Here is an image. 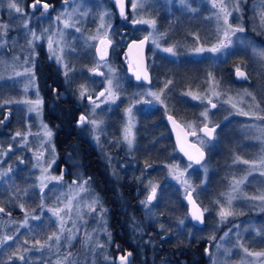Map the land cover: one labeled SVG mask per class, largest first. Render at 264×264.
<instances>
[{"label":"rangeland","instance_id":"1","mask_svg":"<svg viewBox=\"0 0 264 264\" xmlns=\"http://www.w3.org/2000/svg\"><path fill=\"white\" fill-rule=\"evenodd\" d=\"M109 1L69 0L60 15L63 20L59 19L57 28H54L51 49L49 48L51 39L43 38L41 42L37 39L41 33L34 32L38 35L35 38L37 47L43 43L47 51L46 56L61 73L68 71L67 60L78 62L84 57L94 62V48L98 40L109 39L110 34L114 35L111 24L114 14ZM125 1L128 3L129 21H125L124 16L118 18L122 22H127L126 25L132 28L133 36L147 38L149 71L154 74H165L172 80L156 78L152 86L138 91L141 94L134 96L130 101L131 113L129 114V109L124 111V123L119 140V146L124 147V155L131 154L136 144L135 110L143 106L145 101H149L160 109L161 118L164 119L172 114V106L178 104L175 94L180 92L179 87L183 83L190 85L194 83V86H198L197 88L188 89L178 95H184L192 104L200 106L198 119L187 124L180 123L187 132L197 134L199 128L205 125L215 128V138L212 142L199 135L193 139V142L206 154L217 151V162H219L217 166L207 161L198 167L186 162L164 164L160 167L162 175L159 180L157 175L156 179L150 177L142 183L137 182L143 188L137 203L143 214L137 216L139 219L132 214L128 216L133 228H138L137 231L141 232L142 229L152 227L151 229L159 232L160 235L167 233L171 235L168 228L176 229L178 234L175 240L189 249L192 248L191 241L204 242L203 250H207L205 264H264V256L248 254L264 252V200L252 199L264 196V163H261L264 159V119L258 118L264 117V59L257 55L258 50L264 49V26H261L260 20V14L264 11V0H223L227 12L231 13L228 16V23L233 28L243 27L244 31L231 35V45L219 52H212L210 49L218 47L219 42L224 40L223 33L226 25L224 13L221 12L220 7H213L214 0H184L183 3L181 0ZM134 2L143 4V7L134 10L132 7ZM215 2L220 4V0ZM89 17H95L96 27L86 36H82L84 53H74L76 45H73L71 40L69 42L67 32H71L73 26L80 22L87 27ZM65 21L69 23V27H65ZM137 21H148V23ZM151 21H155V24L153 25ZM75 29L77 30V25ZM124 42L125 37H120L117 45H122ZM169 47L173 48L175 55L164 51ZM197 48L205 50L197 52L195 51ZM13 50L15 56L0 57V78L19 79L17 81L22 95L17 101L5 106L26 110L27 115L35 118L40 132L37 134L26 132L19 136L18 148L30 162L24 161L26 165L21 166L23 172L21 171L22 174L18 178L15 176L9 179L10 174L15 173L16 168L13 169V166L1 168L0 185L3 183L1 189L4 191L17 190V184L29 181L23 173L33 172L37 175V188L42 195L49 184L53 185V208L49 214L57 227L55 234L60 239L58 242L55 238L45 240V235L41 236L38 233L40 228H31L43 214H39V217L30 214L26 206L27 196L32 190L30 185L26 186L27 188L21 187L20 190H23L24 196L22 200H18L17 210L23 211L22 216L18 214V219L12 217L0 219V244H6L8 247L4 252L0 251V264H6L2 256L10 250L21 251L23 259H20V256L17 259L18 264H57L58 261H62L63 264H111L107 251L112 236L107 206L103 204L100 197L89 190L82 191L80 187L79 189L69 187L66 191L59 190L56 181L50 175L55 150L49 142L42 122V98L35 89V80L32 75L31 60L36 50L29 46L25 47L23 44L21 47L15 44ZM57 57L60 59L58 60ZM107 67V64L95 63L93 68L85 70L91 84L96 81L95 78H98L93 74L94 70L102 73L101 80L104 79L102 82L107 93L102 105L121 99L118 90L123 84V75ZM237 68L248 75L251 85L249 83L248 87L242 86L233 90L227 86L226 80L229 70L231 69L233 74ZM189 84L185 87L189 88ZM202 84L204 87L200 89ZM85 90L83 97L93 94L88 86ZM246 91L252 95H245ZM193 96L199 98L194 99ZM37 100L40 101L38 105L33 103ZM212 104L216 107L213 108ZM89 109L92 112L96 110L99 116V122L92 123L94 130L88 132L92 138L90 140L102 148L104 145L101 142L105 140L104 119L108 118L107 110L110 109V105L107 109L102 107ZM241 110L249 114L242 115ZM205 112L207 117L202 115ZM226 120L228 121L220 134L219 126ZM126 135L132 139L131 145L125 139ZM219 139L221 141L214 144ZM150 148H152L151 142ZM156 151L154 149V153ZM166 152L163 148L162 153L165 156ZM145 155L148 159H153L155 156L148 150ZM227 155L230 163L226 158ZM102 156L106 157L103 149ZM228 163L229 165L226 166ZM110 172H113V168ZM25 184L28 183L25 182ZM153 188H155V198L148 204L147 197L152 193ZM188 192L201 207L204 216L203 225L201 229H197V232L195 230L196 233L186 224L189 221L187 213L181 216L176 212L181 209L179 202L184 203ZM229 196L233 198L230 205L233 215L221 218L219 214L221 208L229 207ZM93 200L96 201L93 205L95 211L88 207ZM168 209L175 210L166 216L171 223L161 221L158 216L166 214ZM55 210H61L59 216L53 214ZM19 235H24L26 239ZM34 235L40 236L43 242L39 238L33 240ZM16 236L18 237L15 239ZM80 239L85 245L81 252H79L81 245L77 242ZM206 244H209L208 248ZM103 251L104 254H102ZM98 254L103 255L101 263L97 261Z\"/></svg>","mask_w":264,"mask_h":264},{"label":"flooded vegetation","instance_id":"2","mask_svg":"<svg viewBox=\"0 0 264 264\" xmlns=\"http://www.w3.org/2000/svg\"><path fill=\"white\" fill-rule=\"evenodd\" d=\"M15 2L21 8V12H16L10 8L8 6L9 0H0V57L10 58L12 55L15 56L13 50L15 44L19 47L23 44L25 47L29 46L36 50V54L31 60L32 75L35 80V89L42 98V122L45 130L52 133L51 137H48L55 150L51 177L56 181L59 190L66 191L69 190V187L79 189L83 186L87 191H91L100 198L103 194L112 196L115 198V202L119 201L120 198H124L122 200L127 201V204L123 205L122 208H126V211H134L136 217L141 216L143 212L139 210L137 203L143 188L137 182L142 183L150 177L156 179L157 175L159 176L157 180H159L162 175L160 172L161 165L184 160L177 152L165 118H161L160 109L155 104L145 101L143 106L135 110L136 144L128 156L123 153L124 147L119 146L121 128L124 123V111L132 109L129 104L134 96L137 97L141 94L138 91L152 86L156 78H165L162 77L161 73L154 74L149 71V65L147 64L151 84L142 85L135 82L133 76L135 67L127 61L125 51L130 41L141 38H134L132 28L126 25L127 22H122L118 18L113 4L114 0L109 1V6L114 14L111 21L114 35L110 34L109 39L101 38L98 40L94 48V62L84 57L83 60L81 59L78 62L67 60V74L61 73L50 62L45 54L47 51L42 45L43 43L39 45L40 47H37L35 38L38 35L34 36L33 33H41L38 36L41 42L43 38H50L53 41L54 28H57L59 19L63 20L60 15L65 10L69 0H40L39 4H36V0H15ZM34 4H36L35 7H33ZM44 4L48 5L47 11L43 7ZM124 7L126 11L124 20L129 21L128 3L125 0ZM94 19L95 17H89L87 27L81 22L75 24L79 31L75 29L74 25L72 31L67 32L69 42L71 40L73 45H76L74 53H84L82 36H86L94 30L96 27ZM44 31L47 33H43ZM120 37H125V42L118 46L117 40ZM108 41H111V43L109 44ZM14 42L15 44H13ZM95 63L107 64L108 69H113L116 73L123 75L122 88L118 90L121 99L108 104L110 109L107 110L108 118L104 119L105 140L101 142L104 145L102 148L99 144L95 145L91 142L90 139L92 138L88 133L89 130H94L91 122H99L97 111L92 112L89 108L91 107L93 110L101 107L107 109L108 106L102 105L107 94L105 85L102 82L104 79L101 80L102 73L94 70L93 74L98 78H95L96 81L91 84L85 72L86 68H93ZM9 79L0 78V169L6 166L16 168L15 173L10 174L9 179H12L15 176L17 178L21 176V166L25 167L24 161H29L28 157L23 156L22 150L18 148L19 136L26 132L37 134L40 131H38L39 127L36 125L35 118L27 115L26 110L5 106L11 104L10 102L17 101L22 95L20 84L17 81L19 79ZM87 86L91 88L90 91H93V94L81 97V91L85 90ZM101 93H104V95L101 96ZM146 104H152V106L146 107ZM81 116L86 117L84 123L80 122ZM149 119L154 123L152 148H150L149 142L150 133L147 130ZM158 122L160 123L159 127L156 126ZM17 133H20V135H17ZM165 135L170 138L168 146L163 138ZM163 148L167 151L166 156L162 153ZM102 149L106 157L102 156ZM154 149L157 150L156 153H154ZM147 150L155 155L153 159H148L145 155ZM112 168L113 172L111 173L110 169ZM23 174L29 180L23 181V183H29L32 190L28 199L31 203L26 207L30 214L35 217L43 214L40 216V220L33 224V228L43 230L40 234L41 236L45 235L44 239L48 240L57 231L56 224L50 219L49 214L53 208V185L49 184L44 195H42L37 188L36 173ZM57 177L60 179H56ZM85 181H87L86 184ZM2 185L3 183L0 187ZM20 193H22V190H20ZM147 203L150 204L148 201ZM103 204L107 206L108 212L112 211L116 214L111 225L109 222L112 236L109 248L106 249L109 252L110 259H108L111 264L112 262L113 264H122L120 258L127 256L128 253H131V258L127 264H139L140 262L142 264H153L149 260L150 251L159 256L157 259L158 264L191 263L186 257H180L179 255L176 258L172 246L174 238L169 233L160 235L159 232L153 231L150 227L138 232V228L134 229L133 225L132 228L127 229L128 232L126 228L123 229L120 226L117 220L118 213L116 211L119 210L120 206L114 203ZM22 212H20L21 216ZM5 216L7 214L2 211L0 219ZM37 237L41 240L40 236ZM77 242L81 245L80 250L83 251L85 245L82 244L81 239ZM102 254H104V251ZM102 254H98L97 257V261L100 263L103 257ZM189 256L191 261L196 263L197 257H193L192 254Z\"/></svg>","mask_w":264,"mask_h":264},{"label":"trees","instance_id":"3","mask_svg":"<svg viewBox=\"0 0 264 264\" xmlns=\"http://www.w3.org/2000/svg\"><path fill=\"white\" fill-rule=\"evenodd\" d=\"M231 69L229 70L228 79L226 80L227 86H229L230 89H233V90H236L237 88H240L242 86H247L248 87L249 84H239V83L234 82V80L232 78ZM162 77H164L165 79L172 80L171 77H168L165 74H162ZM186 84H189V83H183V85L181 87H179L181 89L180 92L175 94V97L178 100V104H176L174 107L172 106V109H171V113L175 116V118L177 120H179L182 123L193 122L195 119H198L197 117H198V115L200 113V110H201L200 106L192 104L188 99H186V97H184V95H182V96L178 95L180 93L183 94V92H185L188 89L192 90V89H195V88L198 87L196 85L194 86V83H192V85L189 84V88H187V87H185ZM250 85H251V83H250ZM203 87H204V85L202 84L200 89L203 88ZM228 120L230 121L231 119H228ZM228 120L224 121L221 124V126H219V133L220 134L222 133L223 128H224V126H225V124L227 123ZM153 126H154V123L152 122L151 119H149V122H147V130L150 133L149 142H151V143L154 141V135L152 134L153 131H154V127ZM156 126L159 127L160 123L158 122ZM163 138L165 140V143L168 146V144L170 143L169 136L165 135ZM220 141H221V139L216 140L215 144L219 143ZM237 153H240V152L237 151ZM237 156H240V155H237ZM226 158H228V162H229L230 159H229L228 155H227ZM217 161H218V152L215 151V153H213V154H211L209 152L208 153V162L209 163L213 162V164L218 166L219 162H217ZM229 163L226 166H228ZM226 166H224V167H226ZM223 170H225V168H223ZM22 186L18 185L17 186L18 187L17 190L14 189L13 191H11V190L4 191L0 187V208H2L3 211L7 215H9V217H12L14 219H18V217H17V214H19V212L17 210L18 200H22V197L24 196L23 192L20 193V189H19ZM102 197H103L102 199H103L105 204H113L114 203V204H117V205L120 206L119 210L116 211L118 213L117 220L119 221L120 226H122L123 229L126 228V230L128 228L129 229L132 228L131 227L132 226L131 219L128 218V216H130L131 214H133L135 216V213H134V211H131V212L130 211H126V210L124 211V208H122L123 205L127 204V201L124 202V200H122L124 198H120L119 201L117 200L115 202V198H113L112 196L110 197L109 195H104V194L102 195ZM29 198H30V196L29 197L27 196V202H28L27 207L31 203L30 200H28ZM181 211H184V210L183 209L176 210V212L179 215L184 216ZM169 212L173 213V212H175V210L168 209L166 214H159V218L161 219V221L167 222V223H171V221L168 218H166V216L169 214ZM108 215H109V222H110V225H111V222L113 221V218L116 217V214H115V212L109 211ZM114 220H115V218H114ZM168 229L171 231V233H172L171 236L174 238L172 246L174 248V254H175L176 258H178V256L180 255V257H186L191 262L190 264H203L204 263L203 254H202V251H203L202 250V248H203V243L202 242L191 241L192 248L189 249L188 247L182 245L181 242L178 243L175 240V237L178 234V231L176 229L175 230L174 229H170V228H168ZM40 231H41V229H40ZM128 234H131V233H128ZM21 236H24V235H21ZM24 238H25V236H24ZM36 238H38V237L36 235H34L33 236V240H36ZM3 245H5V246H3ZM7 248L8 247H7L6 244H0V251L1 252H4V250L7 249ZM150 252L151 253H150V256H149V258H150L149 260L151 262L155 263V264H158L157 263V259H158L159 256L156 255V253H153V251H150ZM188 254L189 255L192 254L193 257L194 256L197 257L196 263H195V261H191V257ZM20 256H21V251L14 252V251L10 250L8 253L3 255L2 257L5 259L6 264H18L17 263V259Z\"/></svg>","mask_w":264,"mask_h":264},{"label":"snow or ice","instance_id":"4","mask_svg":"<svg viewBox=\"0 0 264 264\" xmlns=\"http://www.w3.org/2000/svg\"><path fill=\"white\" fill-rule=\"evenodd\" d=\"M181 2L183 3L184 0H181ZM39 3H40V0H36V4H39ZM118 3L120 4L121 15L123 16V15H124V0H118ZM36 4H34L33 7H35ZM8 6H9L10 8L14 9L16 12H21V11H22L21 8L18 6V4L15 2V0H9V5H8ZM217 6H219L221 12L224 13V23H225V25H226V28H225L224 33H223V35H224V40H222V41L219 42V46H218V47H213L212 49H210V51H212V52H219L221 49H223V48H227V47H228L229 45H231V43H232V41H231V39H230V36H231V35H234L236 32H243V31H244V28H243V27H236V28H233L232 25L228 23V16H230L231 13H230V12H227V10H226V6L223 4V0H220V4H219V5H218V4L215 2V0H214V2H213V7L215 8V7H217ZM43 7H44L45 11H47L48 5H47V4H44ZM132 7H133V9L135 10V9L138 8V7H143V4H141V3H139V2H134V3L132 4ZM237 10H239L238 5H237ZM58 19H59V17H58ZM260 20H261V26H264V11H262L261 14H260ZM137 22H138V23H148V21H137ZM151 23L154 25V24H155V21H151ZM69 26H70L69 23H68L67 21H65V27H69ZM77 31H79V29H77ZM33 35L35 36V33H33ZM37 39H38V37H37ZM146 39H147V38H146ZM108 43L110 44L111 41H108ZM51 44H52V41L49 40V48H50V49H51ZM204 50H205V49H203V48H197L195 51H197V52H202V51H204ZM164 51H165V52H168V53H171V54H173V55H175V52L173 51V48H171V47H169V48H165ZM257 55H258L261 59H264V49L258 50V51H257ZM102 58H103V57H102ZM57 59L59 60L60 57H57ZM65 74H67V73H65ZM237 75L240 76V77H242V78L247 79L245 73L242 72V71H240L239 68H237ZM145 78H147V77L145 76ZM137 79H140V77L137 76ZM109 84L111 85V81H109ZM82 87H83V86H82ZM85 91H86V90H82V91H81L80 94H81L82 97L85 95ZM100 95L103 96L104 93H101ZM152 95L155 96L156 94H155V93H152ZM245 95L251 96L252 93L246 91V92H245ZM157 98H158V97H157ZM193 98H194V99H198L199 97H197V96H193ZM253 99H255L254 96H253ZM229 102H231V101H229ZM33 103H35V104L38 105V104L40 103V101L37 100V101H35V102H33ZM209 103H211V100H209ZM212 107L214 108V107H216V105H215V104H212ZM233 107H235V104H233ZM128 111H129V114H130V113H131V109H129ZM240 114H242V115H248L249 113L243 112V111L241 110V113H240ZM202 115H204L205 117H207V112L203 113ZM258 118H262V119H264V117H258ZM85 121H86V117H85V116H81V117H80V122H81V123H84ZM91 123L95 124L96 122H95V121H92ZM204 131L206 132V135H207V136L211 137L212 134H213V132L215 131V129H214V128H212V129H208V128H207V125H205ZM46 134H47L49 137H51V135H52V133H51L50 131H48ZM17 135H20V133H17ZM193 135H195V133H193ZM125 139L128 140L129 145H131V143H132V139L129 138V135H126V136H125ZM201 143H203V141H201ZM189 159H193V157L190 156ZM200 159H203V152H200ZM196 162L199 163L200 160H197ZM244 163H249V162H248V161H244ZM261 163H264V159L261 160ZM56 179H60V178L57 177ZM86 183H87V181H85V184H86ZM81 190H82V191H87V189L84 188L83 186H81ZM154 198H155V188H153L152 193L147 197V201L150 202V201H152ZM232 199H233V198H232L231 196H229V199H228L229 207H228V208H224V207L221 208L220 213H219L220 216H221V218H226L227 216H231V215H233V212L230 210V205H231V201H232ZM252 199H261V200H264V196L253 197ZM95 203H96V201L93 200V201H92V204H89V205H88V207H89L90 210L95 211V208L93 207V205H94ZM0 211H3V209H0ZM60 211H61V210H55L53 214L59 216ZM198 211H199V210H197V212H194V213H193V218L196 219V220H200L201 222H203V221H202V215H203V214H202V213L197 214ZM62 230H63V229H62ZM70 231H71V230H69V232H70ZM53 238H55V240H56L57 242H58L59 239H60V237H59L58 235H56L55 233H53V236H52V237H49L50 240L53 239ZM8 239H11V237H8ZM89 239H90V237H89ZM37 244H39V241H37ZM245 252H247V249H245ZM248 254H249V255H253V256H258V257L264 256V252H262V253H248ZM69 255H70V254H69ZM130 255H131V253H128L127 256H122V257L120 258L122 264H127L128 256H130ZM20 259H23V257L21 256ZM57 264H63V262H62V261H58Z\"/></svg>","mask_w":264,"mask_h":264},{"label":"water","instance_id":"5","mask_svg":"<svg viewBox=\"0 0 264 264\" xmlns=\"http://www.w3.org/2000/svg\"><path fill=\"white\" fill-rule=\"evenodd\" d=\"M115 11L118 16L121 15V9H120V4L118 3V0H114L113 2ZM124 14H125V7H124ZM146 47H147V41L145 39L139 40V41H132L130 42L127 47H126V57L127 61L130 62L131 64L134 65L135 67V72L133 73V76L135 78V82L138 84H144V85H149L151 83L150 75L146 69ZM241 71V70H240ZM243 72V71H242ZM245 73V72H244ZM246 75V74H245ZM137 76L140 77V79H137ZM145 76L147 78H145ZM247 77V76H246ZM234 78L238 82H245L248 81V79L242 78L237 75V71L234 74ZM152 104H146V107H151ZM166 124L169 128L173 143L179 152V154L189 163H192L196 166H199L204 163L205 161V154L203 153V159H200V152H203L200 147L194 143H191L190 140L194 137V135L188 134L185 129L174 119L173 116H168L166 118ZM205 127H202L200 129V134L202 136H205L207 139L212 140L214 138V132L211 137L206 135V132L204 131ZM208 128V127H207ZM210 129V128H208ZM193 157V159H189V157ZM200 160L199 163L196 161ZM152 202V201H150ZM185 202L188 207V216L192 223L196 226H201L203 222L200 220H196L193 218V213L197 212V214L202 213L201 209L199 206L196 204L194 199L191 196V193H188L185 198ZM202 221H203V216H202ZM207 250H205L206 254ZM131 258V255L128 256V261L129 263Z\"/></svg>","mask_w":264,"mask_h":264}]
</instances>
